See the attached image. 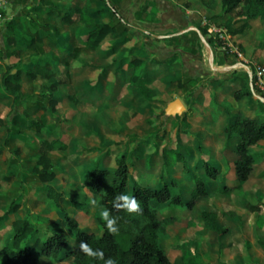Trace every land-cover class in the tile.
I'll return each instance as SVG.
<instances>
[{
  "label": "rangeland",
  "instance_id": "374dc122",
  "mask_svg": "<svg viewBox=\"0 0 264 264\" xmlns=\"http://www.w3.org/2000/svg\"><path fill=\"white\" fill-rule=\"evenodd\" d=\"M235 14L237 17L239 16L237 12ZM241 25V23H237L231 27L223 26L222 29L217 28V30L223 31L230 38V35L233 36V32L240 28ZM258 31L255 35L248 34L247 41L250 43L246 42L245 49L242 44L234 42L232 38L224 40L213 28L210 29L209 36L213 37L215 41H224L218 47H225L223 53L227 57H233V59L228 61L231 67L227 68L226 71L212 68H209L208 71L206 69H208L209 65L208 62H205L201 68L202 71L196 72V76L189 79L171 76L167 78L168 81L163 82L160 76L154 75L152 83L150 77H145L143 83L148 88L149 100L142 94L144 97L143 101L139 100L140 98H137V96H133L134 98L131 101L125 96L126 90L122 88L123 83L121 81L117 80L118 82H116L115 78L109 77L101 79L97 72H94L96 68L90 69L88 67L85 73L87 75L73 78V84L66 90L58 106L57 116H54L53 112L43 108V105H48V102L42 101L38 105L41 108L34 104L36 103V94L31 95V93H34L36 89L39 90L40 82H37L31 90V81L24 76V91L29 94L27 98H21L14 109L12 108L16 103L13 102V96L0 98V104L4 106L0 109V112L3 111L1 116L3 118H0V217L14 203H18V216L28 218L39 227L42 230L40 234L42 238L48 235L52 228V223L62 217L60 209L47 197L46 193L41 192L42 184L33 172L40 156L38 150L43 138L41 131L45 135L47 132L44 126L39 134L35 129L28 128L27 122L32 119L43 120L48 115L53 119L50 120L51 122H59L58 127H54L55 131L50 135L51 138L57 137L60 134V129L66 135H71L67 150L57 152L52 156L57 164V185L64 191L66 197L62 205L71 215L77 218L83 230L93 231L95 234L100 235L102 231L100 219H102V212L107 210L101 204L100 198L93 196L85 186L83 181L86 168L92 165L93 161L106 148L114 152L112 155L105 153L103 163L112 167L115 164L114 156L117 153L125 149L131 151L138 145V139L145 136L158 141L157 144L156 142L153 144L148 153V158L153 163L152 170H154L157 160L162 162V150L175 149L179 151L182 150L180 149L182 145L194 148L197 140L195 134L190 135L188 133L187 135L184 133L187 128L186 124L191 125L193 122L192 117L195 115L193 107H195L196 101L193 98L195 96L199 97L201 93H206L208 100L205 102V109H208L207 106L210 105L208 95L216 93V96H218L217 92L221 90L212 88L210 82L217 78L225 80L226 77L233 76V87H236V84L241 82L248 83L245 66L252 69L255 64H264V27L261 26ZM134 33L139 35L140 31ZM153 35L156 34L154 33ZM232 42L234 46H228ZM156 43H158L157 49L160 50V57L166 56L169 44L158 42L157 38L149 34L146 38V45L152 49L156 48L153 46ZM151 62L153 63V60ZM92 63L100 64V61L94 59ZM200 74L203 75V78L200 77ZM91 78L93 80H90ZM83 79H89L84 83L87 87L91 86V84L109 83L105 88L106 94H98L92 90H87L83 94ZM225 81L230 85V81ZM110 85H115L116 90H120V92L116 93L115 91L113 93L111 87H108ZM186 86L190 89L188 93ZM183 89L184 93L180 91ZM0 91H3L2 86H0ZM256 93L261 95L257 89ZM79 95H82V100L88 98L86 102L83 101L82 104H79L81 102ZM226 96V98L236 104L232 94L228 93ZM177 98L182 99L185 104L187 103L191 106L192 112L182 114L181 117L179 115L168 116L166 108L170 102ZM32 101L35 102L31 104ZM16 110L19 116L14 117ZM209 112L210 110L206 111L207 115L210 116ZM210 126L212 131L210 137H213V139L209 148L218 149L215 144L219 139H217L218 135L215 133L223 131L225 116L218 119L214 126L211 124ZM8 128H11V131ZM25 130L27 134L20 135ZM220 135L222 136V134ZM8 137H11V140L6 143ZM78 137H85V143L79 144ZM221 138L223 141V137ZM106 142L107 144L109 143V146H107ZM222 143L220 144L223 148L220 149L219 147L221 153L216 157L222 166L226 167L237 156L232 151V147L227 143ZM183 150L185 151V149ZM135 156L130 160L133 163L130 171L133 173L134 178L151 180L154 172L147 170L144 165L145 160L139 161ZM193 160L190 159V164L193 163ZM229 166L231 167V164ZM182 167L181 161L176 162L177 170L174 174L178 178L182 177ZM194 173L195 169L192 175ZM168 174V170L163 168L164 177H167ZM6 177H9V179H6ZM185 183L187 184L184 186V191L178 187L174 188V193L184 192L186 197H190L192 183L194 182L189 180ZM131 185L129 192L132 190ZM255 186H260L262 196H259V193L258 196L264 202V178H253L246 185V191H233L229 194L215 192L208 200L206 199L199 203L195 210L191 213H186V215L182 213L180 208L177 209L174 214L179 216L180 221L174 224L170 222L169 226H166V230L161 236L164 247L173 258H177L180 255L182 250L180 245L187 244L188 250L190 249L193 252L195 249H199L203 259L211 264H264V248L260 245V242L264 241V230L258 226V213L252 212L247 203V199L253 203L258 202L256 193L252 192ZM260 205L264 207L263 203ZM166 209L168 208H165L164 205L159 207L160 212H162L160 218L172 220V214ZM232 209L237 210L236 213L242 217H225L222 215V211ZM205 210L219 214V225L229 228V232L226 233V239L225 235L220 236L217 233H213L205 226L201 216L202 211ZM15 218L16 214H12L6 221L0 220V248L11 245ZM188 221L190 225H188ZM68 234L70 246L75 248L78 245L76 237L71 232ZM40 262L41 264H74L72 259L56 263L50 259L41 258Z\"/></svg>",
  "mask_w": 264,
  "mask_h": 264
},
{
  "label": "crops",
  "instance_id": "0c3cea01",
  "mask_svg": "<svg viewBox=\"0 0 264 264\" xmlns=\"http://www.w3.org/2000/svg\"><path fill=\"white\" fill-rule=\"evenodd\" d=\"M111 5H113L117 9L118 16L113 15V6L111 8ZM86 7H88L90 11L88 15L90 21H86L78 13L76 17L73 18L74 20L69 19L68 21L63 22V17L69 11L73 9H84ZM10 22H13L15 26V30L12 32L15 43H13L10 47H7L6 31L7 23ZM94 22L100 24H109L111 25V27H113L114 25H119L120 29L123 27L126 28L127 31L119 33L117 35L109 34L97 48H90L86 42V37L87 33L93 28ZM237 23L243 24L242 17H237L235 12L229 14L225 13L221 0H109L108 5H106L102 1L93 2L91 5H88L87 0H14L6 6V21L0 23V65L2 63L1 57L3 56L4 58L9 57L11 62L19 64L20 68L28 67L30 69H33L38 60H43V64L51 67V69L53 70H65L66 68H68L71 76V83L67 86L59 87L61 98L58 105L56 106V110L53 112L54 116H57L58 106L61 103L66 90L73 84V78L75 76L83 77L87 75L85 73L88 67L90 69L96 68L94 72H97V75L101 79H103L104 77H109L115 78L116 82H118L117 80L121 81L123 83L122 88H125L126 90L125 96L131 101L134 98L133 96H137V98H140L139 100L143 101L144 97L142 93L139 92L137 88H131L129 84L130 77L135 73V71H141L143 69L144 79L145 77H150L151 82L153 83L154 75L160 76L163 82L168 81L167 78L171 76L189 79L193 76H196V72L202 71L201 68L202 66H204L205 62H208L209 65L208 69H206L208 71L209 68L214 69L213 66L215 67V69L223 71H226L227 68L231 67L229 66L228 61L230 59H233V57H227L223 53L225 47H218L219 44L216 41L211 44L209 42V38H207V36H204L201 33L200 29H205L208 32L209 37V31L213 27L222 29L223 26L231 27ZM261 26L264 27V18L259 17L255 20H252L250 22L249 28L244 32L236 35L233 34V36L230 35V38H232L234 42L242 44L246 49V42H249L247 41L248 34L255 35V33H257L258 29ZM136 31H140V34H135L134 32ZM154 33L156 35H153ZM149 34L152 37L157 38L158 42L169 44L166 56L160 57V50L157 49L158 43L154 44L153 46L156 48L152 49L151 47L149 48L146 45V38L149 36ZM23 39H37V48H28L26 44L21 42ZM228 46L232 47L234 46V43H229ZM94 59L100 61V64L92 63ZM135 59H141L147 62V66L140 67L138 68V70L134 67H130V63ZM151 60H153V63L151 62ZM244 69L248 76V83L251 87V80L248 69L246 67ZM24 76H26V73L23 74V77ZM200 77L203 78V75L200 74ZM88 80L89 79H83V85ZM90 80L93 79L91 78ZM223 80L224 79L217 78L213 82H210L212 88L221 90L217 92L218 96H216V93H211L208 95L210 98V105L207 106L208 109H205V102L206 100H208L206 93H201L199 97L195 96V98H193V100L196 101L195 107H193V110H195V115L194 117H192L193 122H190L191 125L188 123L186 124L187 128L184 130V133L187 135L188 133H190V135L195 134L197 138L196 145L194 148H190L188 147V145H182L180 149H185V151L183 150L184 152L182 150H176L178 153H181L185 157L186 163L192 169L191 172H185L183 165L182 177H176V175L174 174L177 170L175 163L174 167L170 171L168 170V176L163 177V150L161 151L162 162H159L157 160V164L154 166V170H152L151 168L153 166V163L151 160H149L148 153L153 144L155 142L157 144L158 141H156V139H152L149 136L139 138L137 141L138 145L131 151L125 149L117 153L114 156V161L118 155L126 152L128 154L129 162L131 163L130 160L134 156V151L143 152L141 158L138 160H145V167L147 168V170H152L154 174L151 180L144 178H135L136 180L140 182H147L148 185L152 188H158L161 186L163 180L169 182L171 179H174L178 185L175 188L180 187L182 188V190L184 189L185 184H187L185 182L189 180L191 182H194L195 175L203 167V161H208L215 164L221 170V175L217 180H210V191L220 192V189L223 188L225 184L233 186L236 181V174L232 169L235 160L230 163L231 167L229 166L230 164L226 167L222 166V164L216 157L221 153L220 149L223 148L220 143H227L226 128L229 125L231 119L236 114L240 113L243 116L250 117H256L260 115V111L257 110V107L258 101L262 100L258 97L259 95L257 96L254 94L253 98H245L241 101H236L235 104V102L226 98V95L228 93L232 94V97L234 98L233 95L235 91L240 89L244 83H238L236 84V87H233V76H228L225 78V80L230 81V85L226 83L225 80ZM37 82H40V88H38L39 90L36 89L34 93H31V95H39L41 90H43L44 88L46 89V87H50L53 83H55V80H48L43 77V75H39L37 79L31 81V90L33 86L37 84ZM106 83L107 82H103L99 85L91 84V86L89 87L84 85L82 87V92L84 94V92H86L87 90H92L96 91V93L98 94L105 95V88L109 84ZM108 87H111L113 93L115 91L116 93L120 92V90H116L115 85H110ZM186 87L187 93L190 92L189 87ZM180 91L184 93V89ZM201 92L203 91L201 90ZM28 95L29 94L24 91L21 98H27ZM81 96L79 95V97L81 98V102L79 104H82L83 101L86 102V100L88 99L85 98L86 100H82ZM13 97L15 96L13 95ZM220 97L222 98L219 100ZM21 98H19L17 102H14L16 104H14L12 109H14L15 106L17 107V104ZM37 100L38 98L36 97V103H34L35 101H32L31 104L34 103L36 104V106H38L40 103H38ZM262 102L264 103V101ZM183 103L186 107V110L183 114L191 113L192 107L187 103L185 104L184 101ZM3 107L4 106L0 104V109H2ZM38 107L41 108L40 106ZM43 108H46V105H43ZM208 110H210V116L206 113V111ZM2 115L3 111L0 112L1 119L3 118L1 117ZM16 116H19L17 110L14 117ZM179 116L181 117V115ZM206 116L208 117L206 118ZM223 116H225V126H223V131H221V133H215L218 135L217 139H219L215 144L218 149L214 148L213 150L209 148V145L213 139V137H210L212 132L210 124L214 126L218 119L222 118ZM45 120V131L47 133L45 135V133L43 134L41 131V135L43 136L42 142L44 140L60 139L64 141L69 147V140L71 139V135H66V133L63 132V130L61 131L60 129V134L57 137L51 138L50 135L54 133V127H58L59 122H51L50 120L53 119H51V117L48 115H46ZM23 134H27L26 130L23 131L20 135ZM220 134H222V136ZM68 136H70L69 139ZM221 137H223V141ZM77 139H79V144L85 143V137H78ZM107 146H109V143L107 144ZM38 151L40 153V148ZM255 151L257 153L264 152V139L259 142V145L256 147ZM57 152L61 151L55 149L50 152V156L52 159V156ZM113 152L114 151H109V149L106 148V150L101 153V155L96 160L93 161L92 165H89L86 168L85 179L88 171L97 162H99L104 167H108L103 163V158L105 157V153L112 155ZM190 159H194L192 164H190L189 162ZM114 165L115 164H113V166ZM193 168L195 169L194 175H192V172L194 170ZM131 175L133 176V173H131ZM253 178H264V160L258 162L255 165L253 173L251 174L249 180L243 185L242 189H233L229 193L233 191H246V185ZM193 187L194 185L192 186L191 195L193 192ZM254 188L256 190L254 189L252 192L256 193V199L258 202L253 203L252 201L247 199L248 205L249 202L256 205H260L261 203L264 204L262 198L259 197L262 196L260 192V186H255ZM258 193L260 194L259 196ZM210 197L206 199L208 200ZM206 199H204L203 201H205ZM203 201L199 203H202ZM198 204L196 205V207L198 206ZM164 206L165 208H168L166 210L173 216V221L171 223L174 224L180 221L179 216L177 214H174L175 211L179 209L178 207H169L167 204H164ZM195 208L193 210H195ZM180 209L184 215L193 211H187L182 208ZM230 211L235 213L237 212V210L233 209L224 210L222 211V215L225 217H242L238 213H236L235 215L225 214L226 212ZM160 214H162V212H160ZM217 216V223L219 225L220 216L218 213ZM188 225H190L189 221ZM220 227L226 226L221 225ZM210 231L213 233H217L220 236L225 235L226 239L227 234H220L219 232L212 230ZM91 232L94 233L93 231ZM186 245L187 244H181L180 247L183 248V246H185L187 249ZM165 250L167 251L173 262H175L176 264H183V257L185 255V251L183 249L180 251V255L177 258H173L166 248ZM195 250H197L201 254L199 249ZM187 251L188 252H186V254L189 256H191L194 252H192V250L190 249H187ZM201 257L204 264H211L203 259L202 254Z\"/></svg>",
  "mask_w": 264,
  "mask_h": 264
},
{
  "label": "trees",
  "instance_id": "16d2710c",
  "mask_svg": "<svg viewBox=\"0 0 264 264\" xmlns=\"http://www.w3.org/2000/svg\"><path fill=\"white\" fill-rule=\"evenodd\" d=\"M28 1V0H25ZM102 1L108 5L109 0H87L88 5L93 2ZM225 13L237 12L242 17L243 24L236 29L233 34H240L249 28L250 22L257 18H264V0H221ZM113 5H111L112 8ZM88 7L84 9H73L66 13L63 22L73 19L79 13L83 19L90 21ZM112 13L118 16L117 9L113 6ZM74 20V19H73ZM15 30L13 22L7 23V47H10L15 40L12 32ZM127 31L126 28H119V25L111 27L109 24L93 23V28L87 33L86 42L90 48H97L109 35H117ZM204 36L208 37L205 29H200ZM209 42L213 44L215 39L208 37ZM37 39L25 40L21 42L28 48H37ZM222 45L224 41H216ZM0 65V98L13 97V102H17L24 93L22 84L23 74L33 81L39 75L46 79H54L50 87L40 91L37 102H48L46 109L50 112L56 110L60 100L59 87L67 86L71 83V76L68 68L65 70H53L51 67L43 64V60H38L33 69L20 68L19 64L11 62L9 57H1ZM147 66V62L141 59H135L130 63V67L138 70L140 67ZM15 71V72H14ZM248 77V76H247ZM144 70L135 71L130 77V87L137 88L148 100V88L143 83ZM255 90L257 89L254 83ZM258 90V89H257ZM259 91V90H258ZM260 93V91H259ZM261 94V93H260ZM234 100L241 101L245 98H253L254 93L249 83H244L240 89L235 91ZM76 101V99H74ZM257 110L260 115L256 117L243 116L236 114L226 128L227 144L232 147L236 153L232 169L236 174V181L233 186L227 184L220 189L222 193H229L233 189H242L243 185L249 180L254 171L255 165L264 160V152L257 153L255 147L264 139V103L258 101ZM46 120L32 119L27 122V127L40 132L45 126ZM11 131V128L8 129ZM10 136V135H9ZM11 137L6 139L9 143ZM67 144L60 140H44L40 146V156L36 166L33 169L34 174L42 184L41 192L47 194L57 208L62 212V217L52 223V228L45 238L40 237L42 230L37 227L28 218L18 216L19 204L14 203L0 217V220H7L10 215L16 214L13 221V237L11 245L0 248V264H41L40 259L46 258L53 262H63L72 259L74 264H105L109 258L115 260L116 264H176L173 262L165 250L161 236L166 230V226L173 221L160 218L159 207L167 204L169 207H178L187 211L193 210L196 205L204 199L212 196L215 192L210 191V180H217L221 175V170L213 163L203 161V167L194 177V187L191 197H186L184 192L174 194L173 189L177 187V182L171 179L169 182H162L158 188H152L147 182H140L130 173V167L133 164L129 162L126 152L118 155L115 159V165L104 167L97 162L87 173L84 181L89 192L100 198L101 204L109 212L110 216L115 217L118 232L110 234L106 227V222L100 219L101 234L85 231L81 227L77 218L71 215L62 205L65 201L64 191L58 187L57 164L51 158L52 150L66 151ZM84 151V149H83ZM143 152L134 151V156L141 158ZM133 156V157H134ZM181 161L184 165V171L189 173L191 167L186 163L185 157L175 149L163 150V166L165 170H171L175 163ZM164 177V175H163ZM9 179V177H6ZM132 180V181H131ZM132 184V185H131ZM131 185V192L129 187ZM123 195L135 197L141 206L139 213H127L123 208L117 205L123 204V200L118 199ZM249 208L252 212L258 213V226L264 230V207L249 202ZM225 214L235 215V212H226ZM202 218L205 226L212 231L226 234L229 229L220 227L217 223V213L212 211H203ZM165 220V221H164ZM167 220V221H166ZM69 232H71L78 242L75 248H71ZM81 243H88L93 249L103 252L104 259H94L86 256L80 249ZM264 248V241L260 242ZM183 264H204L201 254L195 250L191 256L187 255L185 246Z\"/></svg>",
  "mask_w": 264,
  "mask_h": 264
},
{
  "label": "clouds",
  "instance_id": "9594fccd",
  "mask_svg": "<svg viewBox=\"0 0 264 264\" xmlns=\"http://www.w3.org/2000/svg\"><path fill=\"white\" fill-rule=\"evenodd\" d=\"M118 199L123 200V204L117 205L118 207L123 208L127 213H139L141 211V206L138 203L135 197H130L128 195H123L118 197ZM102 220L106 222L107 230L110 234H115L118 232V227L116 225L115 217L110 216L108 211L102 212ZM80 249L83 254L94 259H104V254L98 249H93L88 243H81ZM105 264H116L115 260L109 258L105 261Z\"/></svg>",
  "mask_w": 264,
  "mask_h": 264
},
{
  "label": "built area",
  "instance_id": "2783aa9c",
  "mask_svg": "<svg viewBox=\"0 0 264 264\" xmlns=\"http://www.w3.org/2000/svg\"><path fill=\"white\" fill-rule=\"evenodd\" d=\"M13 1L14 0H0V23L6 21V6ZM213 30L219 33L222 39L226 40L229 38L223 31L217 30L215 27H213ZM252 73L254 83L264 97V64H255L252 68Z\"/></svg>",
  "mask_w": 264,
  "mask_h": 264
},
{
  "label": "water",
  "instance_id": "95a60500",
  "mask_svg": "<svg viewBox=\"0 0 264 264\" xmlns=\"http://www.w3.org/2000/svg\"><path fill=\"white\" fill-rule=\"evenodd\" d=\"M245 66V65H243ZM248 69V73L250 75V80H251V89L253 91V93L255 95L258 96V94L256 93L255 87H254V80H253V73H252V69L250 67L245 66ZM213 68L215 69V67L213 66ZM15 72V71H14ZM262 101H264V97L263 96H258ZM186 110V107L183 103V101L179 98L175 99L174 101L170 102L166 108V114L168 116H177V115H182Z\"/></svg>",
  "mask_w": 264,
  "mask_h": 264
}]
</instances>
